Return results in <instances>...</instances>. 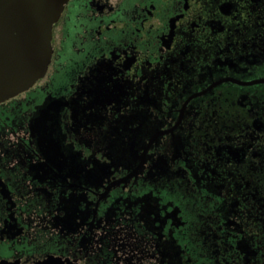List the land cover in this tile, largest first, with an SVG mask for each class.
<instances>
[{"label":"flooded vegetation","instance_id":"af4514ba","mask_svg":"<svg viewBox=\"0 0 264 264\" xmlns=\"http://www.w3.org/2000/svg\"><path fill=\"white\" fill-rule=\"evenodd\" d=\"M264 0H69L0 102V264H264Z\"/></svg>","mask_w":264,"mask_h":264},{"label":"water","instance_id":"95a60500","mask_svg":"<svg viewBox=\"0 0 264 264\" xmlns=\"http://www.w3.org/2000/svg\"><path fill=\"white\" fill-rule=\"evenodd\" d=\"M68 2L0 0V102L31 89L45 74Z\"/></svg>","mask_w":264,"mask_h":264},{"label":"rangeland","instance_id":"374dc122","mask_svg":"<svg viewBox=\"0 0 264 264\" xmlns=\"http://www.w3.org/2000/svg\"><path fill=\"white\" fill-rule=\"evenodd\" d=\"M262 13H263V15H262L263 20L262 21L264 22V9L262 10Z\"/></svg>","mask_w":264,"mask_h":264}]
</instances>
